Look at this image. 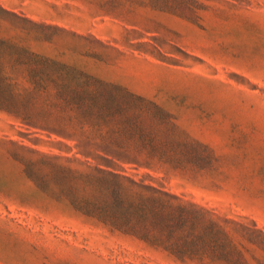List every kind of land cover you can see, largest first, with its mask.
Instances as JSON below:
<instances>
[{
	"label": "rangeland",
	"instance_id": "obj_1",
	"mask_svg": "<svg viewBox=\"0 0 264 264\" xmlns=\"http://www.w3.org/2000/svg\"><path fill=\"white\" fill-rule=\"evenodd\" d=\"M27 50L156 102L181 149L44 118ZM12 75V76H11ZM264 0H0V264H264Z\"/></svg>",
	"mask_w": 264,
	"mask_h": 264
},
{
	"label": "trees",
	"instance_id": "obj_2",
	"mask_svg": "<svg viewBox=\"0 0 264 264\" xmlns=\"http://www.w3.org/2000/svg\"><path fill=\"white\" fill-rule=\"evenodd\" d=\"M10 73L22 75L34 94L36 109L60 124L75 122L82 103L97 110V124L110 126L119 140L143 160L169 165L181 149L172 115L156 102L76 66L24 50L11 55Z\"/></svg>",
	"mask_w": 264,
	"mask_h": 264
},
{
	"label": "crops",
	"instance_id": "obj_3",
	"mask_svg": "<svg viewBox=\"0 0 264 264\" xmlns=\"http://www.w3.org/2000/svg\"><path fill=\"white\" fill-rule=\"evenodd\" d=\"M249 203L248 215L257 221L259 224L264 225V194H258L256 197L245 198V203Z\"/></svg>",
	"mask_w": 264,
	"mask_h": 264
}]
</instances>
